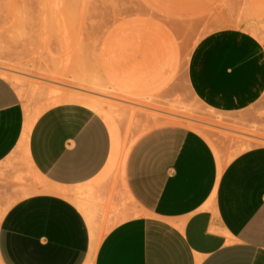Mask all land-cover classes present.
Masks as SVG:
<instances>
[{
  "label": "crops",
  "instance_id": "crops-1",
  "mask_svg": "<svg viewBox=\"0 0 264 264\" xmlns=\"http://www.w3.org/2000/svg\"><path fill=\"white\" fill-rule=\"evenodd\" d=\"M187 83L211 111H244L264 93L263 48L240 30L210 34L191 53ZM23 123L19 97L0 77V264H84L94 237L93 264H264V146L240 152L217 174L203 138L159 127L135 141L116 181L106 174L109 131L93 110H46L25 153ZM14 154L84 211L36 192L25 168L8 163Z\"/></svg>",
  "mask_w": 264,
  "mask_h": 264
},
{
  "label": "rangeland",
  "instance_id": "rangeland-1",
  "mask_svg": "<svg viewBox=\"0 0 264 264\" xmlns=\"http://www.w3.org/2000/svg\"><path fill=\"white\" fill-rule=\"evenodd\" d=\"M225 30L248 33L264 51V0H0V67L17 74L11 85L31 116L47 106L49 92L80 89L82 75L132 78L148 99L101 98L116 113L124 143L185 117L200 122L194 123L226 166L240 152L264 146V93L236 114L211 111L191 94L192 51L204 37ZM8 163L20 164L40 186L21 156Z\"/></svg>",
  "mask_w": 264,
  "mask_h": 264
},
{
  "label": "bare ground",
  "instance_id": "bare-ground-1",
  "mask_svg": "<svg viewBox=\"0 0 264 264\" xmlns=\"http://www.w3.org/2000/svg\"><path fill=\"white\" fill-rule=\"evenodd\" d=\"M154 32L155 33L152 34L153 37L155 36V38L162 40L159 30H154ZM16 76L17 74L14 71L0 67V77L5 79L10 84L16 85L18 83V79ZM76 84L80 88L77 89L76 92H60L56 90L49 92L46 96L47 106L40 110L36 115L31 116L28 113H24V126L19 141V149H21L22 153L26 152L27 139L30 129L35 120L43 112L59 105L78 104L93 110L105 123L109 131L111 144L110 156L106 166V174L109 175L114 173L115 178H121V176L123 175L124 164L127 155L137 138L129 144L124 143L123 139H121L119 135L118 128L116 126V113L107 108V106L104 105V103L101 101V98L108 95L111 96V98H118L123 95L124 98H126L123 101L127 102L130 100L139 101L141 99H148V97H146L139 83L135 82L132 78L129 77H117L112 74H105L104 79L102 80L95 74H88L80 76V78L77 79ZM194 122L200 124V122L185 117H179L177 119L172 118V120L166 121V124L167 126H178L185 128L203 138L205 142L210 146V149L213 151V154L217 160V174H220L225 166L221 164L219 154L216 151L215 147L209 142L210 140H208V137L204 133V130H202L199 124H196ZM24 161L29 169L30 175L40 183V186L38 187L39 190H35L36 192L58 195L73 202V204H75L77 208H79L81 211H84L85 207L82 202L71 198L70 193L65 188L55 187L43 183L39 178V175L33 169L29 160L25 159ZM125 196L126 199L131 202L127 193L125 194ZM1 215L2 213L0 212V218ZM98 242L99 238L97 239L96 237H94L84 264H93V258Z\"/></svg>",
  "mask_w": 264,
  "mask_h": 264
}]
</instances>
